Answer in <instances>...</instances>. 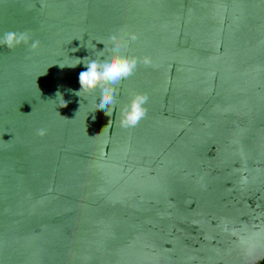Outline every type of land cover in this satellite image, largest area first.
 Wrapping results in <instances>:
<instances>
[{
	"label": "water",
	"instance_id": "water-1",
	"mask_svg": "<svg viewBox=\"0 0 264 264\" xmlns=\"http://www.w3.org/2000/svg\"><path fill=\"white\" fill-rule=\"evenodd\" d=\"M8 31L39 47L0 46V264L264 258V0H0ZM128 33L109 117L70 66Z\"/></svg>",
	"mask_w": 264,
	"mask_h": 264
},
{
	"label": "clouds",
	"instance_id": "clouds-1",
	"mask_svg": "<svg viewBox=\"0 0 264 264\" xmlns=\"http://www.w3.org/2000/svg\"><path fill=\"white\" fill-rule=\"evenodd\" d=\"M136 39L137 37L134 33H128L127 40L116 35H110L108 40L111 45V54L97 59H87V57L83 60L77 59V63L70 67L83 64L86 70L79 73L78 82L80 88L79 91L75 92V95L81 97V93L95 92L97 95L94 108L103 110L105 115L110 117L116 104L118 86L121 82L134 73L138 63L151 64V60L148 57L137 58L122 53V49L127 48L128 42L135 41ZM21 44L29 45L31 50L39 47V41L32 40L26 31H8L0 36V46H4L9 50ZM147 100L146 94H131L127 103L119 109L120 126L123 128L135 127L146 116L147 109L144 105H146ZM66 106L67 102L62 99L61 107ZM37 135H46V130L39 129Z\"/></svg>",
	"mask_w": 264,
	"mask_h": 264
},
{
	"label": "built area",
	"instance_id": "built-area-1",
	"mask_svg": "<svg viewBox=\"0 0 264 264\" xmlns=\"http://www.w3.org/2000/svg\"><path fill=\"white\" fill-rule=\"evenodd\" d=\"M257 264H264V258L260 260Z\"/></svg>",
	"mask_w": 264,
	"mask_h": 264
}]
</instances>
